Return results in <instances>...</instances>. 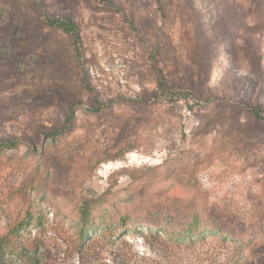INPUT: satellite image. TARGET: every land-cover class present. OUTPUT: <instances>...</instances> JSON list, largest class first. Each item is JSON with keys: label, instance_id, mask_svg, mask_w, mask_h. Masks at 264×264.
Masks as SVG:
<instances>
[{"label": "rangeland", "instance_id": "374dc122", "mask_svg": "<svg viewBox=\"0 0 264 264\" xmlns=\"http://www.w3.org/2000/svg\"><path fill=\"white\" fill-rule=\"evenodd\" d=\"M256 107L264 0H0V145L17 143L0 148V231L32 208L75 233L84 200L115 196L152 229L220 233L64 254L48 231L59 264H264Z\"/></svg>", "mask_w": 264, "mask_h": 264}, {"label": "trees", "instance_id": "16d2710c", "mask_svg": "<svg viewBox=\"0 0 264 264\" xmlns=\"http://www.w3.org/2000/svg\"><path fill=\"white\" fill-rule=\"evenodd\" d=\"M67 31L76 32V26L69 24ZM262 62V59L259 61ZM163 73L160 71L159 85L164 86ZM194 107V106H192ZM255 115L264 120V116L259 107L254 108ZM73 116V113H71ZM15 147V141H9L0 148ZM105 198V197H104ZM102 198V199H104ZM121 199V197H118ZM115 196L104 201L84 200L79 207V220L76 223L77 230L72 233L58 221H49L47 214L43 210L28 208L25 217L19 220L15 225L10 226L6 231H0V264H59L54 257L51 244L55 238H46L48 231L57 233V238H62V243L58 244L61 252L71 253L82 251L83 246L91 240L103 239L110 244L122 240L128 235L153 234L158 240L166 242L169 245H189L196 241H205L207 232L212 234L220 233L209 227H199L194 223H189L188 227L181 231L171 230L164 222L161 225L141 224L133 217L129 211L119 212L115 203L119 202ZM142 225H145L148 232H144ZM154 230V232H152ZM100 237L92 239V236ZM56 241V240H55ZM122 256L119 264H137L133 262V255L125 254ZM141 264H156L147 258H143Z\"/></svg>", "mask_w": 264, "mask_h": 264}]
</instances>
